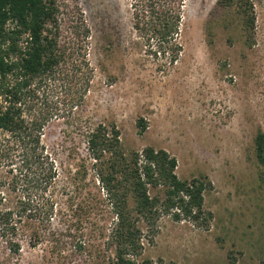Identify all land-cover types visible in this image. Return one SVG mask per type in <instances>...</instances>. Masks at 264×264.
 Instances as JSON below:
<instances>
[{
	"label": "rangeland",
	"instance_id": "1",
	"mask_svg": "<svg viewBox=\"0 0 264 264\" xmlns=\"http://www.w3.org/2000/svg\"><path fill=\"white\" fill-rule=\"evenodd\" d=\"M218 1L186 0L182 51L161 66L131 28L128 0H53L59 62L53 75L34 80L32 102L48 116L41 140L57 176L41 195L53 211L49 221L25 213L17 223L19 254L0 238V264H111L114 212L87 145L99 123L118 129L124 151L164 149L180 179L207 182L206 227L166 215L151 228L138 221L131 257L229 264L231 253L237 264H264V167L254 154V137L264 133V50L243 46ZM253 1L260 40L264 0ZM2 164L0 190L20 207L27 195L14 179L16 165ZM31 198L41 210L38 194Z\"/></svg>",
	"mask_w": 264,
	"mask_h": 264
},
{
	"label": "trees",
	"instance_id": "2",
	"mask_svg": "<svg viewBox=\"0 0 264 264\" xmlns=\"http://www.w3.org/2000/svg\"><path fill=\"white\" fill-rule=\"evenodd\" d=\"M128 1L131 28L147 46V55L161 66L174 64L182 51L179 34L186 0ZM218 4L228 9L231 22L241 32L243 46L258 45L264 50V36L259 40L256 35L253 0H219ZM55 11L53 0H0V165H16L14 179L19 178L27 195L19 207V201L13 203L0 190V238L16 255L20 249L17 223L22 216L42 215L49 221L53 211L52 199L41 195L57 176L56 162L41 140L48 116L37 112L32 102L34 80L53 75L59 62L51 36ZM138 125L143 131L141 120ZM87 145L97 182L114 212L109 236L114 245L111 264H175L131 257L141 233L138 221L151 228L166 215L206 227L210 213L203 209L202 193L207 182L201 178L180 179L175 172V157L164 149L145 146L140 151H124L114 125L99 123L89 128ZM254 154L264 167L263 132L254 137ZM32 192L38 194L41 210L33 206ZM228 259L229 264H237L231 253Z\"/></svg>",
	"mask_w": 264,
	"mask_h": 264
}]
</instances>
